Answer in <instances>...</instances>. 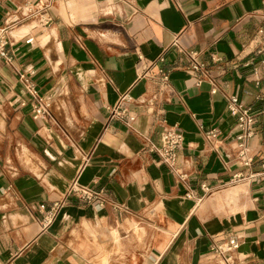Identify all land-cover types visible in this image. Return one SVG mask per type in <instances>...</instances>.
I'll return each instance as SVG.
<instances>
[{"label":"crops","instance_id":"0c3cea01","mask_svg":"<svg viewBox=\"0 0 264 264\" xmlns=\"http://www.w3.org/2000/svg\"><path fill=\"white\" fill-rule=\"evenodd\" d=\"M50 1L48 29L25 23L38 0L0 9L1 24L18 21L12 62H0V264H219L213 248L230 236L236 264H264V178L233 182L263 171L264 0ZM191 51L209 69L201 85ZM21 73L51 100L50 117L34 118ZM232 95L256 116L250 168L238 160ZM170 126L184 134L186 180L146 150ZM76 179L106 189L105 206L68 196ZM57 200L43 228L39 206Z\"/></svg>","mask_w":264,"mask_h":264},{"label":"built area","instance_id":"2783aa9c","mask_svg":"<svg viewBox=\"0 0 264 264\" xmlns=\"http://www.w3.org/2000/svg\"><path fill=\"white\" fill-rule=\"evenodd\" d=\"M3 0H0V9L2 7ZM28 8V14L24 15L30 19H38L44 26H48L53 21V16L49 13V10L53 7V3L50 0H38L35 4H29L26 6ZM18 21L0 23V62L7 61L12 62V53L9 51L8 46L10 42V33L14 28L15 23ZM30 41V39L28 40ZM178 47L181 53H184L177 45L175 40L173 43ZM188 54L189 61V71L193 79V83L196 85H201L205 80L209 79V69L207 65L200 60L199 52L191 51ZM164 62V57H159L158 59ZM161 82L165 87L169 86V73L166 69H160ZM19 80L23 85L25 91L34 100V118L41 120L50 117L51 115V100L39 94V91L32 81V74L21 73L19 75ZM215 87L213 91H217ZM125 99V96H124ZM228 109L230 113L237 118V127L239 133L236 136V147L238 160L241 166L251 167L254 162V155L251 151V139L254 136V124L256 121V116L252 113L250 107L245 106L239 99L237 95H232L228 98ZM113 114L125 118L127 122L133 121L134 117L130 114L128 108L117 106L115 107ZM184 144V134L176 126H170L165 128L160 136V142L156 143L152 140L148 141L146 150L150 153H154L157 156V162L159 164L166 165L170 171L176 174L180 180H186L187 175L179 171L176 166L178 152L183 147ZM263 171L250 173L247 177L239 172L234 175L233 182L237 183L248 179H263L264 178V162L262 163ZM202 189L205 194H211L212 188L207 184H202ZM191 194V193H189ZM68 196H76L84 202L97 206L103 207L107 203L106 189H93L89 186L81 184L78 179L74 180L68 189ZM65 205V200L54 201L50 206L45 203L39 206V209L44 213L41 219V225L43 228L48 227L55 216ZM123 208V207H117ZM240 247V242L238 237L230 236L223 242L215 245L213 248L214 252L218 254L220 258L219 264H236V252Z\"/></svg>","mask_w":264,"mask_h":264},{"label":"bare ground","instance_id":"6f19581e","mask_svg":"<svg viewBox=\"0 0 264 264\" xmlns=\"http://www.w3.org/2000/svg\"><path fill=\"white\" fill-rule=\"evenodd\" d=\"M28 10V9H27ZM27 14H28V12H27ZM26 15V14H25ZM37 20V27H39V28H41V29H48L46 26H44L38 19H36ZM14 29H16V27L15 28H13L12 30H11V33H10V35L12 36V31L14 30Z\"/></svg>","mask_w":264,"mask_h":264},{"label":"rangeland","instance_id":"374dc122","mask_svg":"<svg viewBox=\"0 0 264 264\" xmlns=\"http://www.w3.org/2000/svg\"><path fill=\"white\" fill-rule=\"evenodd\" d=\"M32 20H33V19H30L29 21H25V23H28V22H30V21H32ZM22 24H24V23H21V25H22Z\"/></svg>","mask_w":264,"mask_h":264}]
</instances>
